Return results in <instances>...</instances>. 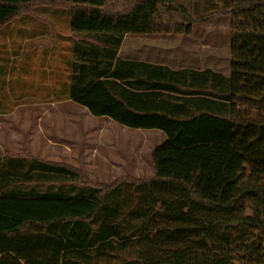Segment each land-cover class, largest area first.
Wrapping results in <instances>:
<instances>
[{
    "label": "trees",
    "instance_id": "obj_1",
    "mask_svg": "<svg viewBox=\"0 0 264 264\" xmlns=\"http://www.w3.org/2000/svg\"><path fill=\"white\" fill-rule=\"evenodd\" d=\"M39 6L69 9L75 46L97 48L83 53L73 99L166 139L151 154L152 177L112 185L38 159L7 180L0 165V264H264V0H231L200 16L195 0H0V28ZM219 15L231 21L229 76L116 57L126 34L190 35ZM144 71L147 89L207 84L198 91L217 106L209 99L183 117L138 112L112 86L134 85V73L141 82ZM117 245L118 259L92 261Z\"/></svg>",
    "mask_w": 264,
    "mask_h": 264
},
{
    "label": "crops",
    "instance_id": "obj_2",
    "mask_svg": "<svg viewBox=\"0 0 264 264\" xmlns=\"http://www.w3.org/2000/svg\"><path fill=\"white\" fill-rule=\"evenodd\" d=\"M35 15L36 10L34 14L24 16L6 26L7 50L12 52L13 57L15 56L13 55L14 50L18 48L19 44L23 45L29 36H32L30 38L33 40L48 36L47 30L41 31L35 26V22L32 21ZM197 23L194 24L193 32L190 35L126 34L116 57L122 61L143 62L174 71L183 69L211 70L229 76V66L227 71L223 72L218 70L210 60H205L207 63L204 62L205 65L200 67L203 61L200 60V56L195 50L197 48L193 47V45H197L196 42L191 40ZM27 28L30 32L26 35L22 32ZM14 31H16V39H14ZM65 31V37L71 36L73 40L67 46L61 47L60 52H64V50L70 52L78 47V45L75 46L77 39L72 36L70 27ZM52 32L56 38L58 36L56 26ZM82 46L79 45V47ZM50 47L54 49L52 42ZM187 53L193 55L192 58L186 56ZM211 53L213 52L211 51ZM228 65H230V57ZM146 77L144 71L143 81L138 82L139 77L134 73V77L131 79L134 80V85L129 86L117 80L118 85H113V90L123 97L132 109L141 113L159 111L175 117H183L195 109L207 108L209 99L214 107L217 106L218 101L215 97L198 91L203 86L200 82L187 81L182 84L176 80H162L161 88L154 90L147 89L149 81ZM187 77L190 78V76ZM206 86L207 84H204L203 87ZM25 98V96L18 97L17 100H13L14 105L10 110L0 112V165L5 168L4 178L6 176L7 180L19 178L24 172L22 171L23 166L26 170L27 167L34 164L30 163L35 161L34 159L71 166L74 160L80 159L82 166L96 168L100 174L111 175H116L121 167L149 166L150 175H154V167L150 158L154 148L166 139L163 131L133 128L108 116L93 115L87 107L73 99L71 81L64 84V88L61 87L60 92L51 96L50 100L37 99L30 104H25ZM202 104L207 105L202 107ZM92 132L95 136L91 134ZM118 134H124L129 138L131 136V140L124 146L125 148L115 149L116 145L120 144L118 141L114 143L112 137L116 135L117 138ZM90 136L95 137L92 145H89ZM77 145H80V148ZM146 146L147 148H145ZM75 150L80 151V158L79 155H74L73 151ZM36 172L34 171L35 174ZM20 184V182L8 184L6 189H19L22 187ZM119 249L117 245L113 251L108 250L109 255L92 253V261L100 263L114 261L121 256Z\"/></svg>",
    "mask_w": 264,
    "mask_h": 264
},
{
    "label": "rangeland",
    "instance_id": "obj_3",
    "mask_svg": "<svg viewBox=\"0 0 264 264\" xmlns=\"http://www.w3.org/2000/svg\"><path fill=\"white\" fill-rule=\"evenodd\" d=\"M230 2L231 0H195V14L200 16L216 11L229 5ZM35 10L36 15L32 21L41 31L47 30L48 36L35 40L29 36L23 45L22 43L19 44L18 48L14 50V57L12 52L7 50V27L0 28V112L10 110L14 105L13 100H17L20 96L26 97L24 99L25 104H30L37 99L50 100L51 96L60 92L61 87L64 88V84L72 81L74 76L79 75V66L87 63V59L82 58L83 53L88 54L89 51L91 53L95 47L84 45L78 47L83 50L81 52H76V49L70 52L67 50L60 52L61 47L67 46L73 40L71 36L65 37L64 35L66 28L70 27V10L52 6H39ZM199 22L191 40L196 42L197 45H193V47L197 48L195 50L198 52L200 60L203 61L200 67L205 65L204 62L207 63L205 60H210L218 70L226 72L230 57L231 21L229 15L214 16ZM55 26L58 32L56 38L52 34ZM15 32L14 39L17 38ZM28 32H30L29 28L22 33L27 35ZM20 38L22 39V37ZM40 42H42L41 45H38ZM51 42L54 44V49L50 47ZM186 56L192 58L193 55L187 53ZM86 57L88 58V55ZM91 134L95 136L93 132ZM130 138L124 134H118L117 138L116 135H113L114 143L118 141L120 144L116 145L115 149L123 148L131 140ZM94 139L95 137L90 136L89 145L93 144ZM77 146L80 148V145ZM73 152L75 156L80 154V151L77 150ZM72 163V167L82 168L93 183L105 185H112L122 177L141 180L153 176L150 175L149 166L121 167L116 175H111L100 174L96 168L82 166L80 159H76Z\"/></svg>",
    "mask_w": 264,
    "mask_h": 264
}]
</instances>
